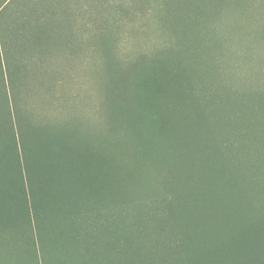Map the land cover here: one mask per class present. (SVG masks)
Listing matches in <instances>:
<instances>
[{
    "label": "trees",
    "instance_id": "16d2710c",
    "mask_svg": "<svg viewBox=\"0 0 264 264\" xmlns=\"http://www.w3.org/2000/svg\"><path fill=\"white\" fill-rule=\"evenodd\" d=\"M230 5L260 12L257 0H159V25L179 45L119 70L104 45L112 118L141 162L168 166L145 197L132 169L107 155L109 140L71 118L36 120L1 92L4 72L13 86L20 36L43 44L48 28L24 20L11 39L3 33L0 244L10 262L264 264V90L219 70Z\"/></svg>",
    "mask_w": 264,
    "mask_h": 264
},
{
    "label": "rangeland",
    "instance_id": "374dc122",
    "mask_svg": "<svg viewBox=\"0 0 264 264\" xmlns=\"http://www.w3.org/2000/svg\"><path fill=\"white\" fill-rule=\"evenodd\" d=\"M158 4L159 0H0V46L3 33L11 39V30L24 20L48 28L43 44L33 34L26 41L20 36L16 67L11 68L13 86L4 72L1 92L9 100L19 97L22 110L36 120L71 118L109 140L107 155L132 169V190L139 197L161 189L168 166L156 168L150 160L141 162L134 142L117 118H112L107 84L113 78L107 70L104 45L113 47L110 60L116 70L138 58L149 61L166 45L176 47L177 39L159 25ZM257 6L260 12L249 13L247 7L243 14L230 5L224 10L226 26L219 33L229 50L219 70L236 87L249 91L264 90V0H257ZM5 112L1 110L0 117L8 118ZM15 255L16 250L11 254L14 261ZM9 257L1 243L0 264H13Z\"/></svg>",
    "mask_w": 264,
    "mask_h": 264
}]
</instances>
